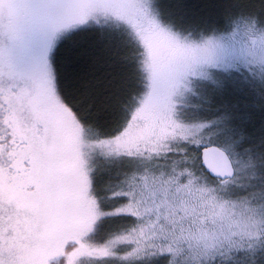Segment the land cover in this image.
<instances>
[{"label": "snow or ice", "instance_id": "6c2138e0", "mask_svg": "<svg viewBox=\"0 0 264 264\" xmlns=\"http://www.w3.org/2000/svg\"><path fill=\"white\" fill-rule=\"evenodd\" d=\"M0 264H264V0H0Z\"/></svg>", "mask_w": 264, "mask_h": 264}]
</instances>
